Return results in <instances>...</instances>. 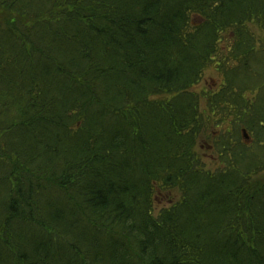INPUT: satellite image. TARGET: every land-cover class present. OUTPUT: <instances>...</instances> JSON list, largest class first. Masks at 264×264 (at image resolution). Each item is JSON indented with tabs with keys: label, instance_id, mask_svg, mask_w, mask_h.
Masks as SVG:
<instances>
[{
	"label": "trees",
	"instance_id": "1",
	"mask_svg": "<svg viewBox=\"0 0 264 264\" xmlns=\"http://www.w3.org/2000/svg\"><path fill=\"white\" fill-rule=\"evenodd\" d=\"M0 264H264V0H0Z\"/></svg>",
	"mask_w": 264,
	"mask_h": 264
},
{
	"label": "rangeland",
	"instance_id": "2",
	"mask_svg": "<svg viewBox=\"0 0 264 264\" xmlns=\"http://www.w3.org/2000/svg\"><path fill=\"white\" fill-rule=\"evenodd\" d=\"M219 81V75L217 72L211 67L206 70L203 76L202 82L195 88L199 92H210L217 86V83ZM201 105H204V102L201 101ZM201 106V107H202ZM214 131V128H212ZM209 131V132H213ZM207 134V135H206ZM212 136L210 133H205L199 140L197 151L202 158L203 162L212 167L215 166L217 163L216 156L212 149V143H211ZM179 198V195L176 191H171L169 193H160L156 195L155 200V210H159L164 207L171 206L174 204L177 199Z\"/></svg>",
	"mask_w": 264,
	"mask_h": 264
},
{
	"label": "water",
	"instance_id": "3",
	"mask_svg": "<svg viewBox=\"0 0 264 264\" xmlns=\"http://www.w3.org/2000/svg\"><path fill=\"white\" fill-rule=\"evenodd\" d=\"M243 137L246 139V135H245V132H243Z\"/></svg>",
	"mask_w": 264,
	"mask_h": 264
}]
</instances>
